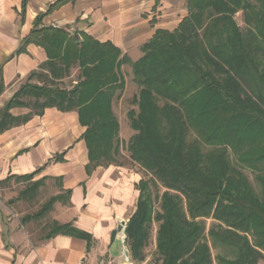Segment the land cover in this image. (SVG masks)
<instances>
[{"label":"trees","instance_id":"obj_1","mask_svg":"<svg viewBox=\"0 0 264 264\" xmlns=\"http://www.w3.org/2000/svg\"><path fill=\"white\" fill-rule=\"evenodd\" d=\"M68 1L36 17L26 44L41 45L67 70L78 64L79 81L71 89L24 85L0 111V132L19 120L9 112L15 100L34 96L40 113L48 106L78 111L91 163L117 162L120 125L112 104L126 85L121 67L130 64L139 90L138 110L128 112L135 130L128 150L165 188L153 217L147 184L138 183L137 209L125 228L131 260L146 259L157 221L161 264H215L208 236L233 254L217 253L219 264H264V0H187L177 29L158 30L135 61L109 41L85 34L79 42L65 29L42 25ZM240 10L244 27L235 20ZM230 152L256 171L260 193Z\"/></svg>","mask_w":264,"mask_h":264},{"label":"crops","instance_id":"obj_2","mask_svg":"<svg viewBox=\"0 0 264 264\" xmlns=\"http://www.w3.org/2000/svg\"><path fill=\"white\" fill-rule=\"evenodd\" d=\"M56 1L27 0L24 9L23 0H0V111L28 83L71 89L79 81L78 64L67 70L41 45L26 44L36 17ZM187 15V0H69L42 25L79 42L85 34L109 41L135 61L158 30H174ZM125 67L132 70L121 67L123 94ZM39 109L34 96L18 97L9 112L19 120L0 132V264L126 261L140 172L123 162L91 163L77 110Z\"/></svg>","mask_w":264,"mask_h":264},{"label":"rangeland","instance_id":"obj_3","mask_svg":"<svg viewBox=\"0 0 264 264\" xmlns=\"http://www.w3.org/2000/svg\"><path fill=\"white\" fill-rule=\"evenodd\" d=\"M235 20L237 24L240 25L241 27L245 26V22L243 20V10H240L238 11V13L235 14ZM175 29H177V27ZM174 30H169V31H174ZM143 54H144V50H143ZM124 70L127 72H130L129 75H127L126 93L123 94V90L117 91V94L114 97L113 111L120 125L118 135H116L115 137V142L119 147V153L116 155V160L117 162H123L127 165H131L138 172H140V175H141L140 181L142 180L143 183L147 184L146 194L151 200L152 208H153V217H155L156 213L161 211L162 194L164 193L165 188L159 182L157 183L154 182V178L152 174L149 171L142 168L139 163L132 161L130 157V152L128 150V144H129L131 137L135 134V130L131 127L128 112L131 109L138 110L137 104L133 102V97L135 94H137L139 90V86L133 80V71L129 70L127 67H125ZM112 107H113V104H112ZM195 136H196L195 133L192 132V137H195ZM230 156L232 157L234 164L242 168V170L248 175L256 191L260 193L261 186L256 178V171H254L253 169L249 167L240 165L239 162L237 161V158L234 152H230ZM104 163H106V161H104ZM212 222L213 220L211 218L207 219V226L209 227L212 224ZM158 228H159V223L157 221H154L150 227L149 243L147 247L145 248L146 259L142 262H133L130 259V264H161L159 254L156 249ZM208 240L212 246V253L215 257V264H219L216 259L217 253L228 255V257H233V254L230 252L228 248L215 247L213 244V240L210 236H208ZM126 246L129 249L127 244ZM126 261L120 264H126L127 263Z\"/></svg>","mask_w":264,"mask_h":264},{"label":"water","instance_id":"obj_4","mask_svg":"<svg viewBox=\"0 0 264 264\" xmlns=\"http://www.w3.org/2000/svg\"><path fill=\"white\" fill-rule=\"evenodd\" d=\"M124 225L126 224L125 221L123 223ZM124 255H125V258L127 261H130L131 259V256H130V252H129V249L127 247L124 248Z\"/></svg>","mask_w":264,"mask_h":264},{"label":"bare ground","instance_id":"obj_5","mask_svg":"<svg viewBox=\"0 0 264 264\" xmlns=\"http://www.w3.org/2000/svg\"><path fill=\"white\" fill-rule=\"evenodd\" d=\"M127 263L126 264H130V261H126Z\"/></svg>","mask_w":264,"mask_h":264},{"label":"built area","instance_id":"obj_6","mask_svg":"<svg viewBox=\"0 0 264 264\" xmlns=\"http://www.w3.org/2000/svg\"><path fill=\"white\" fill-rule=\"evenodd\" d=\"M126 228V227H125Z\"/></svg>","mask_w":264,"mask_h":264}]
</instances>
